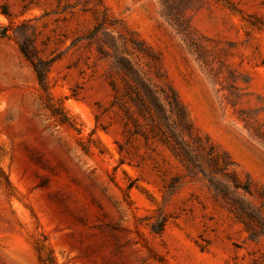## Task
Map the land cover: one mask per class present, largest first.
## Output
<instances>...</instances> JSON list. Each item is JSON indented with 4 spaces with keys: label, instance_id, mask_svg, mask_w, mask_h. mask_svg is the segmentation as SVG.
I'll list each match as a JSON object with an SVG mask.
<instances>
[{
    "label": "rangeland",
    "instance_id": "obj_1",
    "mask_svg": "<svg viewBox=\"0 0 264 264\" xmlns=\"http://www.w3.org/2000/svg\"><path fill=\"white\" fill-rule=\"evenodd\" d=\"M0 264H264V0H0Z\"/></svg>",
    "mask_w": 264,
    "mask_h": 264
},
{
    "label": "trees",
    "instance_id": "obj_2",
    "mask_svg": "<svg viewBox=\"0 0 264 264\" xmlns=\"http://www.w3.org/2000/svg\"><path fill=\"white\" fill-rule=\"evenodd\" d=\"M22 52L24 53V55L28 58L29 57V51L28 49H26L25 47L22 46ZM39 77L41 78V75H39Z\"/></svg>",
    "mask_w": 264,
    "mask_h": 264
}]
</instances>
